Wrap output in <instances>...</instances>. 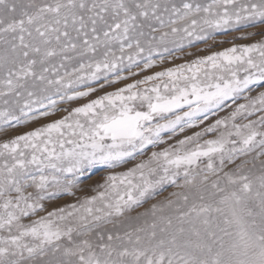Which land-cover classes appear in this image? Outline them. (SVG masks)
<instances>
[{
    "label": "rangeland",
    "instance_id": "374dc122",
    "mask_svg": "<svg viewBox=\"0 0 264 264\" xmlns=\"http://www.w3.org/2000/svg\"><path fill=\"white\" fill-rule=\"evenodd\" d=\"M0 264H264V0H0Z\"/></svg>",
    "mask_w": 264,
    "mask_h": 264
},
{
    "label": "bare ground",
    "instance_id": "6f19581e",
    "mask_svg": "<svg viewBox=\"0 0 264 264\" xmlns=\"http://www.w3.org/2000/svg\"><path fill=\"white\" fill-rule=\"evenodd\" d=\"M132 121L133 116L126 114L124 116L118 117L115 121H113L112 126H114L116 129L124 130L129 128Z\"/></svg>",
    "mask_w": 264,
    "mask_h": 264
}]
</instances>
